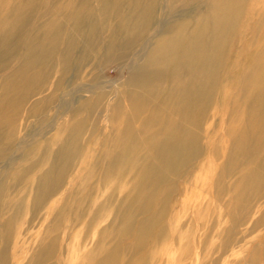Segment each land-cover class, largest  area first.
Listing matches in <instances>:
<instances>
[{
    "label": "rangeland",
    "instance_id": "1",
    "mask_svg": "<svg viewBox=\"0 0 264 264\" xmlns=\"http://www.w3.org/2000/svg\"><path fill=\"white\" fill-rule=\"evenodd\" d=\"M3 35L0 264H264V0H0Z\"/></svg>",
    "mask_w": 264,
    "mask_h": 264
},
{
    "label": "bare ground",
    "instance_id": "2",
    "mask_svg": "<svg viewBox=\"0 0 264 264\" xmlns=\"http://www.w3.org/2000/svg\"><path fill=\"white\" fill-rule=\"evenodd\" d=\"M152 20L153 19H151V18H149V19H147L146 20V24L145 25H151L152 24ZM165 20V19H164ZM174 21V20H173ZM164 22V21H163ZM163 22L159 25L160 27H162L161 25L163 24ZM19 24H20V26H19ZM17 28L20 30V29H22L23 27H24V24H22L21 22H18L17 23ZM153 26V25H152ZM164 26V25H163ZM158 27V26H157ZM17 29V30H18ZM206 32H208V28L207 27H204L203 28ZM22 31V30H21ZM160 31V30H159ZM166 31V30H165ZM203 31V30H202ZM23 33V32H22ZM6 34V33H5ZM198 34V33H197ZM200 34V33H199ZM78 38H79V32L75 35V36H73L71 39H70V41H69V45H72L71 46V48H70V50L73 52L74 50H75V48H76V44H77V41H78ZM202 37H200L199 35H196V37L194 38V39H192L191 40V44L193 45V46H196L197 45V47L199 46V44L200 43H202V42H200V39H201ZM14 39V38H13ZM4 41V35L3 36H1L0 37V44H2V42ZM11 41H13L12 39H11ZM20 41H21V39L19 40V42H17V43H13V44H16L17 45V47H19V46H21L20 45ZM88 41V40H87ZM152 43V42H151ZM173 43H176V41H175V39L174 38H172L171 40H170V44H173ZM75 45V46H74ZM82 46V45H81ZM171 46V45H170ZM168 47V46H167ZM169 48V47H168ZM195 48V47H194ZM0 49H1V46H0ZM39 49V48H38ZM196 49V48H195ZM22 50V49H21ZM20 50V51H21ZM166 50V49H165ZM170 50V49H169ZM197 50V49H196ZM77 52V51H76ZM146 52V51H145ZM194 52H195V50H194ZM206 53V52H205ZM16 54H18L17 52H14L13 54H12V56L14 55H16ZM6 55H8L9 56V51H7L6 50V52H4L3 53V56H6ZM137 55V54H136ZM11 56V57H12ZM94 57H95V59H97L98 58V56L96 55H94ZM94 59V60H95ZM138 60V59H137ZM150 60V59H149ZM81 61L82 62H85L86 61V57H81ZM133 64V63H132ZM138 64V63H137ZM5 66V65H4ZM30 68V67H29ZM68 68V67H67ZM70 68V67H69ZM136 68V67H135ZM5 69H6V67H5ZM28 69H27V66H26V64H22L21 66H20V68H19V70H18V72H15V73H12L11 75H9L8 77L6 76V82H5V84H4V86H3V89H4V91H3V95H2V100H1V103H0V113L4 110V108H5V110H9L10 112H11V115L10 116H4V117H1V119H0V121H2L1 123H2V125H6V126H9V125H12L16 120H17V116H16V114L15 113H17V110H15L16 109V106H18V103L17 102H15V98H13V97H11L10 96V92H12L13 90L15 91V90H18V91H23L22 92V95H21V98H24L25 97V93H26V91L28 92L29 90H31V89H29V88H31V84L30 83H32V82H29V83H26V84H24L23 85V83H21V82H19L18 80H16L15 78H16V75L17 76H19L20 74H25V72L27 71ZM60 81H58V86H57V88H56V91H55V94H57L58 92H59V90L62 88L61 87V85H62V82H63V79H59ZM170 89V88H169ZM78 91V90H77ZM134 91V90H133ZM70 94H71V92H69ZM69 93H67L66 94V96H68L69 95ZM91 94V93H90ZM187 94V93H186ZM133 95H135V94H133ZM65 96V97H66ZM102 98V97H101ZM101 98L99 99V100H101ZM103 99V98H102ZM135 100V99H134ZM119 102V103H118ZM120 100H118L117 101V105H119L120 104ZM21 103V102H20ZM88 103V102H87ZM169 103V102H168ZM98 103H96V105H97ZM136 107V106H135ZM173 109V108H172ZM2 114V113H1ZM0 114V115H1ZM15 116V117H14ZM153 119V118H152ZM83 122V121H82ZM232 133V132H231ZM155 136V135H154ZM2 140V139H1ZM170 141H171V139H170ZM20 143H21V141H20ZM247 144V143H246ZM173 145V144H172ZM248 145V144H247ZM171 148V147H170ZM73 149V148H72ZM173 149V148H172ZM60 150V149H59ZM174 150H176V149H174ZM69 151V150H68ZM178 151V150H177ZM71 152H72V150H71ZM175 152V151H174ZM4 153L5 152H2L1 154H0V157L1 156H3L4 155ZM160 153H166V151L165 152H161L160 151ZM158 156V155H157ZM177 156V155H176ZM182 156V155H181ZM155 161V160H154ZM159 162H161V160L159 161ZM12 163H13V161H12ZM156 164H159V163H156ZM6 165H7V163H6ZM169 165V164H168ZM4 167V166H3ZM51 172H53V171H51ZM54 173V172H53ZM260 173V172H259ZM263 174V173H262ZM61 177V176H60ZM62 179H58L57 178V180H55V181H53V183H51V186H50V190L52 191V189L54 188V186H56V184H59L60 183V181H61ZM52 182V181H51ZM248 182H249V180H248ZM247 190V189H246ZM41 199H43L44 197L43 196H41L40 197ZM40 199V200H41ZM238 201V200H237ZM239 202H240V200H239ZM99 264H102V262L101 263H99Z\"/></svg>",
    "mask_w": 264,
    "mask_h": 264
}]
</instances>
